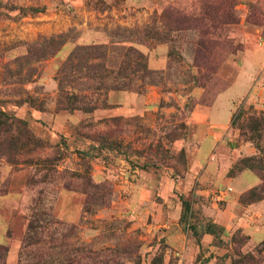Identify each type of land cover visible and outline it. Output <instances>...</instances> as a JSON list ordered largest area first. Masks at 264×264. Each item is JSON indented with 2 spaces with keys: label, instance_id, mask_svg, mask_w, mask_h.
<instances>
[{
  "label": "rangeland",
  "instance_id": "374dc122",
  "mask_svg": "<svg viewBox=\"0 0 264 264\" xmlns=\"http://www.w3.org/2000/svg\"><path fill=\"white\" fill-rule=\"evenodd\" d=\"M0 247L264 264V0H0Z\"/></svg>",
  "mask_w": 264,
  "mask_h": 264
},
{
  "label": "trees",
  "instance_id": "16d2710c",
  "mask_svg": "<svg viewBox=\"0 0 264 264\" xmlns=\"http://www.w3.org/2000/svg\"><path fill=\"white\" fill-rule=\"evenodd\" d=\"M248 161V160H247ZM245 162V161H244ZM249 167H253L252 165ZM256 167V166H255ZM185 206V209L187 210L188 209V205L187 204H184ZM34 229V224L33 223H30L29 226H28V233L27 234H30V232H32ZM5 249L3 247H0V259L3 257V255L5 254Z\"/></svg>",
  "mask_w": 264,
  "mask_h": 264
}]
</instances>
